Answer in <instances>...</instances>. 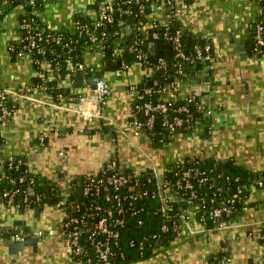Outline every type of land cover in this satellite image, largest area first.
<instances>
[{"label": "crops", "instance_id": "obj_1", "mask_svg": "<svg viewBox=\"0 0 264 264\" xmlns=\"http://www.w3.org/2000/svg\"><path fill=\"white\" fill-rule=\"evenodd\" d=\"M112 1L105 0L103 4L100 0H47L42 2L41 20L49 30H74L86 18L97 19L102 8ZM159 1L151 0L142 8L144 24L136 21L132 33L128 34L126 27L133 21L129 18L123 21L126 44L129 39L133 41L148 35L154 21L171 20L172 16ZM261 10L260 0H191L190 6L177 15L182 31L196 38H214L211 45L220 57L210 64L203 63L205 70L213 71L214 79L203 78L195 67L189 73L197 75L195 79L189 78L191 86L185 85L189 89L183 92L193 91L215 112L211 119H206L208 123L189 133L192 135H180L161 146L153 144L144 133L136 135L131 125L136 94L132 87L148 89L150 69L138 62H122L121 68L106 71L100 52H86L88 77L92 79V75L100 71L101 77L114 89V94L101 105L100 114L88 121L80 108L87 94L82 79L79 83L77 76L67 74L58 80L49 62L43 63L37 71L29 54L21 60L12 58L7 45L21 37L22 29L19 15L9 13L0 31V87L16 90L41 79L46 84L45 89L25 96L12 94L17 110L3 128L5 142L0 150V161L10 156L22 160L29 176L39 181L31 188L45 200L59 194L65 198L64 193H70L68 186L73 183L77 188L80 179H84L85 187L88 176L100 174L104 165L114 159L142 170L143 175L160 185L164 183V171L170 162L182 161L188 156L212 158L222 164L231 161L253 176L247 205L239 214L220 230L205 232L192 218L193 208L184 205L182 215L187 219L175 242L154 257L131 264H264V244L260 239L264 227V53L254 50L256 29L253 27ZM197 79L199 86H206L208 91L198 93L193 88ZM54 90L59 92L53 93ZM40 136H44L45 144L39 150ZM189 137L195 138L194 141H189ZM158 148L166 152L162 158L163 151L160 153ZM64 177L68 180H63ZM46 186L50 188L48 197L45 196ZM166 191L167 199L185 202L169 189ZM21 201L20 197L14 213L12 207L0 204V231L15 220H23L25 222L14 229L28 227V231H20L24 236L39 231V241L19 249L16 244L12 247L7 244L0 234V264L97 263L93 245L86 260L73 255V248L60 232L65 215L52 207L54 202L45 201L28 208ZM23 206L25 214L20 213ZM81 237L78 241L83 240ZM80 246L81 251H85L86 246Z\"/></svg>", "mask_w": 264, "mask_h": 264}, {"label": "trees", "instance_id": "obj_2", "mask_svg": "<svg viewBox=\"0 0 264 264\" xmlns=\"http://www.w3.org/2000/svg\"><path fill=\"white\" fill-rule=\"evenodd\" d=\"M31 1L32 0H0V10L4 11L0 13V20L10 11V8L12 9L13 6L18 5L24 7L28 12L27 15H24L25 17L22 15V18L19 19L20 21L26 19L27 22L35 27H45V30L42 31L41 34L42 39L38 40L41 52L34 53L36 56L35 58L40 60L37 67L41 68L43 63L49 62L53 66L56 76L57 74H62L64 76L70 74L72 77L79 74L77 66L80 63L85 64L86 69H89V66L84 60L86 52L92 50L90 47L91 42L88 30L94 28L97 19L91 20L86 18L84 21H80L74 30H49L42 23L41 16L39 17L34 14L35 9L43 10V3L39 0H34V3ZM129 1L130 0H114L110 2V4L114 6V21L108 23L105 28H98L96 30V34L99 36H101L103 32L107 33L106 40L108 41L105 43V53L103 56L106 71L121 68L122 62H137L135 54L130 52L127 46L132 40L129 39V42L126 44L124 41L125 35L120 23L128 18L130 19L131 16L126 13L127 10H132L133 13L137 14V21L145 20V11L140 8L138 0H132L131 3ZM168 1L169 0H160L159 2H162L166 7ZM170 1H172L174 5L178 2V0ZM260 1L262 10L258 13L256 21L253 23V27L256 29L254 33V43L258 33V25L264 27V0ZM150 2L151 0L145 1V6L150 4ZM121 9L125 11V13H122ZM171 22L173 24L172 30H179L181 32L187 56L193 55L195 44H203L206 42L203 39L194 38L190 33H184V31H182L181 21L177 19L176 15L172 16ZM156 30L159 32L161 38H163L165 29L163 27H158ZM154 31L155 28L150 29L148 39H146V46H144L150 55L147 57L145 63H141L144 67L151 70L148 81L152 82L153 85L148 89L138 88L140 93L144 95V99L138 100L135 98L132 105L135 110L133 116L139 118L144 123L148 117L143 110L138 111L135 108L136 105L145 102H152V104L155 105L160 101H164L168 93L163 92L162 89L176 81H181L186 86L188 84L190 85V79L186 77V74L191 72L192 69L198 65L197 62L191 59L176 58L175 52H173L172 56L162 55L167 60L164 72H162V70H157L156 65L158 64L160 56H153L149 51V43L154 40L152 36ZM21 36L24 38L27 36V32H25L24 29L21 32ZM58 36H61V40L58 42L53 41V39ZM119 40H122V42L117 44ZM12 43L11 41L8 45ZM18 47H20V45H18ZM261 53H264V47ZM12 54V58H15V54ZM190 96L191 94H187L179 97L167 114L160 112L155 113L154 126L145 127V134L151 139L153 144L157 143L161 146L169 143L180 135H189V133H193L194 122L196 120H200L202 124L208 123V120L204 119L203 115L196 111L200 100L198 97H195V101L189 102L188 99ZM8 105L11 108L16 107L13 101H8ZM181 106L188 107L192 113L193 120L188 123L184 121L176 131L171 132L165 124L167 120L172 121L175 116H181L186 120V114L178 111V108ZM180 129L184 131L180 133ZM4 142L5 138L0 131V144ZM17 162L18 160L14 159L13 163ZM118 162L121 163L119 160ZM223 165H226V167L224 168ZM123 173L132 177L136 174L133 169H128V166L124 168ZM186 173H189L187 177H185ZM98 175H102V173ZM109 175V173L104 174L106 178H108ZM21 177L25 179L23 183L28 182L26 180V171H24L21 166H11V161L7 159L0 161L1 189H9L11 191L21 189L23 184L20 181ZM203 178H207V180H203ZM138 179L140 183L136 189L141 192L148 191V194L142 196L138 200L131 198L135 193V191L130 189L131 186L135 184L133 180H129L120 191L111 190L113 193L119 194L122 198L124 213L120 217L125 220V225L121 228V241L119 245L114 247V264H131L139 260L149 259L154 257L157 253L167 249L172 242H175L177 234L182 230V223L187 217L182 215L184 211H181L179 205H176L174 201L168 198V202H163V198L168 197L166 190L169 189L181 199H185V201H187L188 197L194 195L192 203L187 201L193 208L192 218L203 226L205 232H210L215 230L219 221L234 219L247 205L250 196V187L253 182V176H251L248 171L238 165H232L231 161L222 164L215 162L212 158H201L199 156H188L182 161L168 163L164 171L163 185L149 179L145 182L142 175H138L136 180ZM36 181V185H38V178ZM131 181L133 182L131 183ZM188 182L193 185L192 188L187 187ZM234 189H236V191H234ZM229 193L238 194L233 204L229 203ZM108 194L109 192L102 188H93L89 194H86L84 190L80 194L77 188H74V190L68 194V201L66 204L69 207L70 216L79 219V227L85 229L97 223L98 216L94 214L98 207L103 209L110 207L113 209L117 208V201L115 199H111L110 201L106 200ZM61 197L62 194L50 197L48 200H45L43 197V202H58ZM17 200L19 202L20 197L17 196ZM159 202H161V205ZM224 206H231L233 212L217 218L214 215L216 209ZM115 215H117L116 212ZM154 218H157L159 225L156 229H150L151 220ZM140 220H143L142 224L139 223ZM164 220L166 221L168 229L162 231L160 225ZM260 236H264V227L261 229ZM82 237L83 240H79V243L80 245L86 246V249L79 253L73 251V255H75L77 259L86 260L87 254H89L88 252L92 251L91 246L93 244L89 240L86 231L83 232ZM261 241H263L262 238ZM139 253H141L140 256H138Z\"/></svg>", "mask_w": 264, "mask_h": 264}, {"label": "built area", "instance_id": "obj_3", "mask_svg": "<svg viewBox=\"0 0 264 264\" xmlns=\"http://www.w3.org/2000/svg\"><path fill=\"white\" fill-rule=\"evenodd\" d=\"M148 0H138V3L140 5V8H144L145 4L144 2ZM191 0H178V2L174 5L172 1H168L166 3V9L170 16L178 15L181 11L187 9L190 6ZM32 3L35 1L32 0ZM130 3L132 0L129 1ZM6 9V8H5ZM122 13H125L121 9ZM3 10H0V13H3ZM15 13L19 15V19L22 18V15H27V10L22 6H13L12 9L10 8V11L5 14L2 20H0V31L3 30V27L6 25V17L9 13ZM114 6L110 3L106 4L102 10L100 11L97 21L95 23V26L93 29L88 30V35L90 38V47L92 50L100 52L103 56L105 53V43L108 41L106 40L107 33L103 32L101 36L96 34V30L98 28H105V26L108 23H111L114 21ZM126 13H128L129 16H137V14L133 13L132 10H127ZM34 14L37 16H41L42 11L35 9ZM173 14V15H172ZM25 17V16H24ZM21 29L25 30L27 32L26 38L21 36L18 40L14 41L12 44L7 45V50L10 54H15L16 59H23L25 55H31L32 62L38 71L40 68L37 67L40 60L38 58H35L36 56L34 53L41 52L39 41L42 39V31L45 30V27H35L31 23L27 22L26 19L19 20ZM139 24H144L142 20H139ZM80 27V26H79ZM158 27H163L164 34L163 38H161L159 32H157ZM173 24L170 21L163 20V21H154L151 28H155V31L153 32L152 36L154 40H163V42H169L173 52H175L176 58H183V59H191L194 62L199 63H205L207 61H212L216 58L220 57V54L215 53V50L213 49L212 45L205 42L203 44H195L194 46V53L191 56H187L184 46V41L182 39L181 32L179 30L173 31L172 30ZM257 35L255 39V46L254 50L257 53H261L262 49L264 47V27L262 25H258L257 27ZM148 35H143L141 37L136 38L133 40L130 44H128V49L130 52L134 53L136 56V60L138 63H145L147 61V57L150 55L148 51L144 48L146 46ZM61 36H58L53 39V41H60ZM151 41V42H152ZM121 40L117 41V44H119ZM20 45V47H18ZM12 54V55H13ZM167 65V60L164 56H160L158 59V64L156 65L157 70H164L165 66ZM42 67V65H41ZM79 73H82V81L84 85L87 88V94L82 98L80 103V108L83 112V114L86 116L88 121H93L96 116L100 114L101 111V105L103 102L112 96L114 94V89L111 86V84L108 82L107 79L103 77H99L96 79L95 88H92V85L90 83V78L88 77V69H86L85 64L80 63L78 66ZM56 76V75H55ZM58 80H61L64 75L57 74L56 76ZM45 82H35L29 86L26 87H19L18 89H12L10 87H0V131L3 134V128L6 127L12 120V117L14 116L16 110H17V104L12 100V94H20L21 96H25L28 93H32L38 90L45 89ZM183 82L176 81L172 83L169 86H165L162 91L168 93L167 98L164 101H160L159 103L153 105L152 102H145V103H138L136 105V109L138 111L143 110L145 114L147 115V120L144 123L142 120H140L137 117H134L132 119L131 125L135 128V134H145L146 130L145 127H153L155 123V113H168L170 108L173 106L176 100H178L179 97L182 95L191 94L188 101L193 102L195 101L196 95L194 92L189 91V93L184 94V90H188L189 88L186 87ZM134 91H136L135 98L138 100H143L144 95L140 93L136 87H132ZM199 99V98H198ZM8 101H13L15 103V108H11L8 105ZM133 109V113H134ZM178 111L181 113L186 114V120H184L181 116H175L172 121H166L165 124L167 125L169 131L174 132L176 131L183 123L191 122L193 120L192 113L186 106H181L178 108ZM197 112L201 113L204 117V119H211L215 110L211 106L204 105L201 101L196 109ZM194 125V131H198L200 126L202 125L200 120H196ZM39 144L38 149H42L45 144L44 136H40L39 138ZM2 145L0 144V150H2ZM63 155V151L61 152ZM14 157L10 156L7 158V160L11 161V166L16 165L17 167L21 166L24 171H26V180L27 183H23L25 181L24 177L20 178V181L23 183L21 189L17 190H9V189H1L2 186L0 185V204L10 208L13 206H18L19 202L17 200V196L21 197L23 204H25L28 208L37 207L42 204L43 202V196L40 193H36L35 196L30 195V188L34 185H36V178L33 176H29L28 170L25 169L22 160L18 161L17 163H13ZM124 168H127V165L124 163H119L117 159L111 160L104 165L101 173L102 175H92L88 176L86 178L87 184L84 187V191L86 194H89L93 188H102L105 191H108L109 194L106 197L107 201H110L111 199H115L117 201V208H101L98 207L95 211L97 218V223L92 227H87L83 229V227H79V219L70 216L69 213V207L66 204L68 201V194H65V198H61L58 202H54L52 204V207L57 209L62 215H65L64 220L60 224V232L63 239H66L70 246L73 248V251L76 253H79L81 251V246L79 244L78 239L80 238V235H83V232L86 231L88 233V238L95 247L98 261L96 264H114V247L119 245L121 241L122 231L121 228L125 225V220L120 217L124 213V209L122 207V198L119 194L113 193L111 190L114 191H120L122 187L129 181L133 180L135 184L131 186V190L135 191V193L131 196L132 199L138 200L142 196L148 194V191L141 192L136 189L137 186H139V179L136 180V177H138L137 173L134 174V176H127L123 173ZM114 172V173H113ZM109 173V177L106 178L104 174ZM189 173L185 174V177H187ZM63 180H68L67 177H64ZM136 180V181H135ZM203 180H207V178H203ZM12 181V180H11ZM188 188H192L193 185L191 183H187ZM75 184L71 183L70 186H68L69 191L71 192L74 190ZM194 196V195H193ZM193 196L188 197L187 201L189 203H192ZM238 194H229V203L233 204L236 201ZM63 197V196H62ZM163 202H168L167 198H163ZM119 207V208H118ZM115 212L117 215H115ZM233 212V209L231 206H224L219 207L215 211V216L217 218L221 217L222 215H228ZM231 220H221L216 225V229H221L228 225V223ZM140 224L143 223V220H140ZM160 229L162 231H165L168 229V226L166 224V221L164 220L161 225ZM262 238V243L264 244V236H260V239ZM85 264H90L89 261H87Z\"/></svg>", "mask_w": 264, "mask_h": 264}, {"label": "water", "instance_id": "obj_4", "mask_svg": "<svg viewBox=\"0 0 264 264\" xmlns=\"http://www.w3.org/2000/svg\"><path fill=\"white\" fill-rule=\"evenodd\" d=\"M39 1L44 2V1H47V0H39ZM100 1L104 2L103 4H105V0H100ZM130 20L133 21V24L132 25H128L126 27V31H127L128 34L129 33H132L133 28L135 27V23L137 21V17L136 16H131L130 17ZM124 24L125 23L123 21L120 23L121 26H124ZM184 33H186V31H184ZM194 38H196V37H194ZM197 38L203 39V40H205L209 44H213V42H214V38L213 37L204 36V37H197ZM218 38H220V37H218ZM149 51H150L151 55H153V56H162V55L172 56V54H173V50H172V47H171L170 43L169 42H163V40H161V39L150 42L149 43ZM120 64H121V62H120ZM208 64H210V61H208ZM196 69L197 70H200V72L202 74L201 76L203 78H207L208 76H211V79L212 80L214 79V77L212 75L213 74V71L205 70L203 63H199L196 66ZM162 72H164V70H162ZM196 75L197 74H195V73H194V75H191V74L187 73L186 74V77H188L190 79H195ZM101 76H102V74H101L100 71H97L96 73H94L92 75V79H90V83H91L93 89L95 88L96 79L99 78V77H101ZM77 77H78V82L80 83V81L82 79V73H79L77 75ZM193 83L196 84L193 88L198 93H201V91H208V88L206 86H204V87L199 86V83L200 82H199L198 79L195 80ZM152 85H153V83L152 82H149L146 87H150ZM50 86H52V84H50ZM62 90L66 91V89H62ZM52 92L53 93H58L59 91L58 90H54ZM183 131H184L183 129H180L179 130L180 133H182ZM189 135H192V134H189ZM223 167L225 168L226 165H223ZM128 169H130V170L133 169L138 175H142L143 176V171L142 170H135L133 168V166H128ZM146 171H148V168L146 169ZM150 171L152 172V170H150ZM143 178H144V181L147 182L148 177L144 175ZM158 181L159 182L161 181V178L160 177L158 178ZM132 182L133 181H131V183ZM84 183H85L84 179H80L77 182V188H78L77 190H78V193H80V194L83 192ZM44 190L46 192L45 193V196L48 197V191L50 190V188L48 186H46L44 188ZM234 191H236V189H234ZM35 194H36L35 189L34 188H30V195L34 197ZM174 203L176 205H179L180 206V210L181 211H184V209H183L184 205H187L188 204L186 201L185 202L184 201H181L179 203L174 202ZM159 204L161 205V202H159ZM15 209H16V207L13 206L12 207L13 213L16 212ZM38 211H39V209H37L36 212H38ZM25 212H26L25 206H23L20 209V213L25 214ZM24 222L25 221H23V220H15L12 225H6V226H4V227L1 228L2 231H0V234L4 236L5 242L7 244H9L11 247L13 246V244H16L17 246H19V249H23L27 245H36L38 243V241H39V237H38L39 236V231L30 232L29 233V236H24V233H22L20 231H21V229H25V231L26 230L28 231V229H29L28 227H25L24 228V227L21 226V227H19L17 229H14V226L23 224ZM147 225H148V223H147ZM158 225L159 224H158L157 218H154V219L151 220V225H150L151 227H150V229L151 228L156 229L158 227ZM18 237L21 238V239L18 240L17 239ZM81 239H82V237H81ZM138 256H140V254H138Z\"/></svg>", "mask_w": 264, "mask_h": 264}, {"label": "rangeland", "instance_id": "obj_5", "mask_svg": "<svg viewBox=\"0 0 264 264\" xmlns=\"http://www.w3.org/2000/svg\"><path fill=\"white\" fill-rule=\"evenodd\" d=\"M188 139H190L189 141L192 142V141H194L195 138H193V137H189ZM158 149H159V151H160V153H161V150H162V149H161V148H158ZM162 151H163V152H162V155L159 154L161 158H162V156H165V155H166V152H164V150H162Z\"/></svg>", "mask_w": 264, "mask_h": 264}, {"label": "flooded vegetation", "instance_id": "obj_6", "mask_svg": "<svg viewBox=\"0 0 264 264\" xmlns=\"http://www.w3.org/2000/svg\"><path fill=\"white\" fill-rule=\"evenodd\" d=\"M144 176V175H143Z\"/></svg>", "mask_w": 264, "mask_h": 264}]
</instances>
